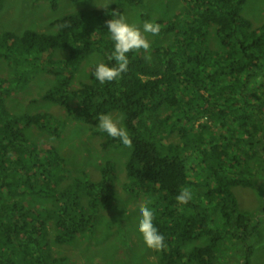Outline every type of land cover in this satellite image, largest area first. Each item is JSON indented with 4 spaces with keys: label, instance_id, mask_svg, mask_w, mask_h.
<instances>
[{
    "label": "trees",
    "instance_id": "obj_1",
    "mask_svg": "<svg viewBox=\"0 0 264 264\" xmlns=\"http://www.w3.org/2000/svg\"><path fill=\"white\" fill-rule=\"evenodd\" d=\"M36 1L38 3L42 0ZM46 1H49L54 9L63 11L50 23L52 27V30H49L52 34L50 43L45 42L36 30L32 32L29 26L21 28V24L10 26L15 30L5 29L0 32V56L8 59L9 64L12 65V62L16 61V56L20 64L25 61L23 59L32 58V55L34 59L39 60L29 74L22 75L20 86H30V83L39 77L41 70H47V63L60 62L71 71H76L83 64L85 56L93 52L101 54V61L115 63L114 60H108V56L114 50V42L110 38L105 22L118 15H124L117 4H109L107 9L95 6L67 12L69 9L64 10L66 2L63 0ZM125 1L142 10L144 0ZM261 1L264 4V0ZM3 2H0V12L5 7ZM185 3L182 11L155 21L160 25L157 36L164 38L172 35L173 44L151 45L149 54L152 56L151 60L145 59L147 53L130 52L127 71L122 73L119 79L103 85L94 77L96 63L90 67L91 84L88 89L91 90L92 87L94 89L92 95L99 98L91 113L85 115L78 106H72L73 98L81 101L84 91L79 87L68 92L70 83L66 80L71 78L68 75L55 80L45 98L58 102L70 100L71 103H68L67 107L71 108L69 118L73 121L95 118L94 123L97 125L101 114H111L115 110L123 112L124 128L133 141L132 147L125 151L129 185H132L136 195L150 196L154 223L165 237L166 248L159 251L161 259L158 264H214L213 253L207 246L183 249L188 242L198 241L209 232V221L206 216L194 212L180 216L173 208L178 203L175 198L183 183L189 180L191 169L185 155L187 152L195 154L201 165L200 171L205 175L217 174L220 161L227 157L237 162L238 173L246 176L242 183L250 185L247 178L252 181L255 176L249 162L251 154L248 152L245 154V145L242 139L237 137L228 138L222 135L219 144L215 145L221 130L212 128L209 121L200 120L202 111L196 105L193 96L190 95L178 102L173 101L171 105L182 103L180 110L173 111L172 107L161 110V107L170 101L169 97L165 102L159 103L155 95L159 86L166 81L172 84L185 83L189 91H192L191 85L198 84L195 93L200 95L202 91H207L211 97L209 102L213 104L221 101L222 105L235 106L241 102L247 114H251L250 109L254 111L256 108L261 109L264 107V23L255 26L244 14V8L248 6L249 0H185ZM257 14L264 18L261 10H257ZM142 17L145 18L144 14ZM0 27L4 28L6 25L1 24ZM219 53L223 56L217 58L216 55ZM148 77L153 79H145ZM11 84L8 82L6 88L0 79V264H18L15 261L16 252L27 261L44 264L48 259L44 252H49V247L43 248L39 238H47L51 229H48L40 216L25 214L26 206L22 204L20 198H13L10 191H17L18 197L23 196L25 189L36 192L37 186L49 185L51 181L42 169L61 167L67 173L66 178L72 191L65 193L64 198L65 202L72 206L70 210L73 211L71 217L74 221L70 218V212H62L57 241H69L78 233L82 231L84 233L88 227L93 228L98 220L97 216L86 218V214L80 209L82 202L87 203L85 206L89 208L99 202H106L107 206V202L112 201L115 161L106 158L99 180L74 178L72 175L74 165L67 163L66 156H69V151L79 153L81 149L86 148L83 143L87 138L80 136V140H76L77 136L74 135V140L67 147L66 153L50 147L45 143L42 132L61 137L67 124L64 126L57 124L53 120L54 116L44 109L37 111L28 109V112L16 114L12 120L7 108L14 99L26 105L31 103V99L11 93ZM177 88L179 86H176ZM5 92H10L9 99L4 97ZM190 98L197 107L196 116L190 117L192 105H189L187 112L189 118L178 115L176 119L171 120L173 112L186 111ZM208 107L207 104V109ZM203 111H206V107ZM241 113L244 117V112ZM226 116V110L220 109L215 118L223 124ZM245 118L248 122L252 121L254 135L263 136L262 124L254 123L252 117L250 120L248 115H245ZM147 124H154V128L168 129L173 125V130L161 141L167 146L164 149L165 154L148 139ZM26 129L28 130L25 132ZM29 131L36 137L32 138ZM95 134L97 135V132ZM23 142L29 146H25L24 153L21 151ZM103 146L106 150L117 146L127 148L118 139L107 134ZM235 149L241 152L235 155L231 151ZM10 153L18 157L27 156L28 160L18 161L12 166L8 162ZM13 167H17L21 175L15 174ZM17 176L18 182L15 181ZM214 177L219 184L224 181L218 175ZM219 184L214 183L215 189H212V185L207 182L212 194L210 204L216 206V211L221 205L218 197L226 194L219 189ZM99 188L101 193L98 191ZM204 205L202 201L199 202V207ZM223 215L228 221L231 219L228 210H224ZM248 216L249 212L234 220V226L242 234V240L249 242L246 245L248 247L246 264H253L252 256L256 250L253 240L255 235L264 229V215L260 213L254 218L249 216V219ZM252 219H256L255 224L250 221ZM69 220L72 221L74 229L67 231ZM35 242V248L32 249ZM47 244L50 246L49 242ZM5 248L10 249L8 253Z\"/></svg>",
    "mask_w": 264,
    "mask_h": 264
},
{
    "label": "rangeland",
    "instance_id": "obj_2",
    "mask_svg": "<svg viewBox=\"0 0 264 264\" xmlns=\"http://www.w3.org/2000/svg\"><path fill=\"white\" fill-rule=\"evenodd\" d=\"M63 1L66 2L64 10L69 9L67 12L88 9L101 3L110 4V0H89L88 2L86 0ZM0 2L2 3L3 1ZM3 3L5 7L0 12V26L1 24H5L6 27H0V32L5 29L15 30L10 26H19L21 24V28L29 26L32 32L36 30L41 34L45 42L50 43L52 37V34L49 32L50 29L52 30L50 23L58 14L63 12L62 9H54L52 4L46 0L39 1L38 3L36 0L35 2L33 0H6ZM113 3L117 4L119 9L122 10L128 22L136 24L141 30L145 22H155L163 16L171 17L175 13L182 11L186 5L185 0H144L142 10H140L125 0H118V2L114 0ZM257 10H261L264 14V4L261 0H249L248 6L244 8V14L252 20L255 26L264 23V18H261V15L257 14ZM142 14H144L145 18L142 17ZM145 35H147L151 45L164 44L170 46L173 44L172 35H167L164 38L151 36L150 34ZM147 54L149 55L150 52ZM32 56L30 59H23L25 61L21 64L16 56V61L12 62V65L9 64L8 59L0 56V79L4 87L7 88L8 82H11V93L31 99L29 105L20 103L14 99L12 104L7 108V113L11 116V119L14 120L18 113L28 112V109H34L35 111L44 109L50 112L57 124L63 126L67 124V126L61 137L48 132H42V136H44L45 143L61 153H66L67 147L74 140V135L77 136L76 140H80V136L89 139L84 140L83 144L86 148L81 149L79 153L69 151V156H66L67 163L74 165L72 174L74 178L82 177L99 180L106 163V158L113 159L116 167L115 177L113 178L114 194L112 201L110 203L107 202V206L105 205L106 202H99L97 205L89 208L85 206L87 203L82 202L80 209L83 214H86V218L97 216L98 220L93 228L88 227L84 233L83 231L78 233L74 239L69 241H57V235L60 234L59 224L62 220V212H70L71 219L73 212L70 210L72 208L70 203L65 202V193L68 194L72 191L70 183L66 178L67 173L61 167L42 169L51 181L49 185L37 186V193L25 189L23 196L18 197L17 191H10L13 198H20L22 204L26 206L27 210L24 211L25 214L40 216L47 224L48 229H51L47 238H39L43 248L49 247V252H44L48 256L44 264H158L161 259V253L148 248L144 243L142 234L138 230L140 219L139 205L147 201L151 209L152 203L149 195H136L132 185H129V177L125 168L127 161L125 151L128 148L117 146L116 148L106 150L103 146L106 133L98 130V124L94 123L96 122L95 118H87L85 121H73L69 118V115L72 113L71 108L67 107V104L71 103L70 100L58 102L45 98L51 84L58 78L68 75L71 77L66 80L70 83V90L68 92H72L79 87H82L84 91L81 101L78 98H73L72 106H78V109L82 111L81 113L85 115L91 113L99 98L92 95V91L94 92L92 87L91 90L88 89L91 84L90 67L102 60L101 54L93 52L86 55L83 64L76 71H71L68 66L60 62L47 63V70H41L39 77L32 81L30 86L22 87L20 86L22 75L29 74L34 66H36L35 64L39 62L38 59H34V55ZM222 56V53L216 55L217 58ZM145 79L152 80L153 78L148 77ZM179 81L182 80L179 79ZM169 84L170 82L161 84L157 92L160 99L159 102L163 98L167 99L169 97L172 102L178 98L168 90ZM197 85H191L192 91L184 88L186 94H180L179 97L186 98L190 95L193 96L196 105L202 111L200 120L209 121L208 123L211 124L212 128L221 130V134L215 145L219 144L222 135L228 138L237 137L242 139V143L245 145V154L247 152L251 154L249 162L251 164V171L255 172V176L252 181H249L247 178L250 185L243 184L242 181L246 180V176L240 175L238 173L239 165L237 162L227 157L220 161L217 174L209 173L205 175L200 171L201 165H199L198 157L193 153L187 152L185 157L189 160L191 171L189 172V180L183 183L181 188H189L193 197L188 204L180 205L176 203L173 208L177 210V215L180 216H183L187 212L201 213V216H206L209 221V232H207L206 240L200 237L199 241L188 242L186 246H183V249L191 250L196 246H209V250L213 253L214 264H246L248 253L246 245L249 242L247 243L242 240V234L234 226V220L246 215L248 212L252 218L260 213L264 215V151H260V149L264 150V107L261 109L256 108V112L250 109L251 114H247L241 102L235 106L222 105L223 102L221 101L213 104L211 101L209 102L211 97L207 91H202L200 95L195 93ZM10 92H5L4 97L9 99ZM59 94L62 95V93ZM181 104L163 105L161 110H167L171 107L174 109L173 111L180 110ZM207 104L209 106L208 109ZM189 105H192L190 117L196 116L197 107L192 103L190 98L186 111L182 113L173 112L171 120L176 119L178 115L188 117ZM204 107H206V111H203ZM220 109H225L227 112L223 124L219 119L215 118ZM242 111L244 112V117L242 116ZM110 115L120 121H125L123 112L119 110L113 111ZM245 115L250 116V120L252 117L254 123L262 124L263 136L254 135L252 121L248 122ZM121 126L125 127L122 124ZM172 126L169 129L162 127L154 128V124H147L149 128L148 139H151L157 149L164 154L166 153L164 149L167 146L161 141L173 130ZM96 132L97 135L95 134ZM29 133L32 138L36 137L31 131ZM37 139L40 140V138ZM155 140L158 142L156 143ZM25 146L29 147L27 143L23 142L21 146L22 153H24ZM39 146L41 147V145ZM30 148L34 151L31 145ZM231 151L235 155L241 152H238L236 149ZM41 156L44 155L41 154ZM27 158L24 155L18 157L16 154L10 153L8 162L14 166L16 162L28 160ZM13 168L15 174L21 175L17 167ZM214 175L222 177L224 181L219 184ZM15 181H19L18 176ZM207 182L212 185V189H215L214 183L219 184V189L226 193L218 197L221 203L218 211L215 209L216 206L210 204L212 194ZM98 191L102 192L100 188ZM41 194H44V196ZM7 196H9V193ZM201 201L205 203L203 207H199V202ZM224 210H228L229 212L231 217L229 221L223 215ZM249 216L248 219L250 218ZM72 221L74 220L72 219ZM72 221L69 220L67 222V231H69L68 229H74L72 228ZM250 221L253 224L256 223V219ZM47 242L50 243V246H48ZM35 244L36 242L33 243L32 249L35 248ZM253 245L256 247L252 256L253 264H264V229L255 235ZM5 250L8 253L10 249L5 248ZM15 261L18 264H37L33 261L25 260L19 252L15 253Z\"/></svg>",
    "mask_w": 264,
    "mask_h": 264
},
{
    "label": "clouds",
    "instance_id": "obj_3",
    "mask_svg": "<svg viewBox=\"0 0 264 264\" xmlns=\"http://www.w3.org/2000/svg\"><path fill=\"white\" fill-rule=\"evenodd\" d=\"M113 2L114 0H110V4H112ZM116 2H118V0H116ZM108 6L109 4L97 5V7L104 9H107ZM105 23L110 34V38L114 42V50L108 56V60H114L115 63L109 64L103 61L96 63L94 67V77L102 85L119 79L122 73L127 71L129 64L128 54L130 52H150L151 42L145 34L157 36L160 32V25L158 23L145 22L143 25V29L141 30V28L136 24L128 22L127 18L124 15H118L114 18L108 19ZM145 59L151 60V56L146 55ZM166 82H163L162 84ZM176 86H179V88L176 89ZM160 87L161 85L159 86V88ZM184 88L187 89L185 83H170L168 90L178 97L176 99V101L178 102L182 99H185L179 97L180 94H186ZM155 96L159 101L160 99L157 92ZM163 102H165V98H163V100L159 103ZM171 104L172 101L170 100L166 102L165 105ZM121 124L125 126L124 121L113 118V116L110 114H101L98 117L97 127L100 132L106 133L111 138L118 139L124 147L131 148L133 141L127 129L122 127ZM192 197L193 194L191 190L185 187L180 190L175 199L178 204L186 205L189 203ZM139 214L140 219L138 230L142 234L146 246L156 251H164L166 248L165 237L154 223V214L148 206L147 201L139 205ZM202 238L206 240L207 235L202 236Z\"/></svg>",
    "mask_w": 264,
    "mask_h": 264
},
{
    "label": "flooded vegetation",
    "instance_id": "obj_4",
    "mask_svg": "<svg viewBox=\"0 0 264 264\" xmlns=\"http://www.w3.org/2000/svg\"><path fill=\"white\" fill-rule=\"evenodd\" d=\"M99 53V52H98Z\"/></svg>",
    "mask_w": 264,
    "mask_h": 264
}]
</instances>
